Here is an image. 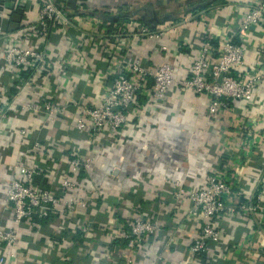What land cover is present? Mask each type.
I'll return each mask as SVG.
<instances>
[{"label": "built area", "instance_id": "built-area-1", "mask_svg": "<svg viewBox=\"0 0 264 264\" xmlns=\"http://www.w3.org/2000/svg\"><path fill=\"white\" fill-rule=\"evenodd\" d=\"M39 1L32 25L15 31L0 29V137L11 136L15 128L9 123L13 109L19 115H44L49 122L63 119L73 107L75 114L70 123L88 138L89 149L93 144L104 151L103 142L117 143L121 131L129 127L135 99L141 92L156 103L167 100L173 93L203 95L209 104L206 116H198L207 117L210 137L224 145L217 156V168L193 188H187L183 178L172 175L167 179L175 202H189L190 213L199 219L192 223L196 235L191 239L189 250L194 256L206 257L201 264H227L226 255L239 256L242 252L235 243L225 240L232 227L249 228L247 234L260 235L258 244L264 250V0L235 4L233 12L241 13L235 24H219L220 14L213 17L208 11H201L204 30L196 35L201 42H184L193 51L189 54L191 65L186 74L176 73L173 63L166 59L151 64L136 46L142 38L151 42L162 39L169 27L152 29L137 24L136 16L108 21L92 5L72 6L70 0ZM26 2L0 0L2 19L21 10ZM216 8L220 11L219 6ZM189 18L194 19L190 14ZM250 33H256L262 40L253 52L247 38ZM62 36L68 38L67 47L62 50L65 56L55 66L50 60L49 47L51 42L57 44L55 41L62 40ZM162 49L168 50L164 46ZM95 56L106 63L105 70L94 67L93 71L98 101L90 105L82 93L79 98L60 102L61 91H58L64 84L61 77L68 79L72 72L69 69L86 67L85 62ZM11 71L19 80L15 87L4 81L5 74ZM48 76L51 88L44 96L26 102L20 100L27 87ZM29 123L23 122L18 127V136L24 141L30 137ZM29 150L31 153L24 156L25 160L9 168L14 177L6 193L13 225L8 227V221L0 225V264L19 261V230L35 227L36 219L48 221L53 212H60L64 226L68 227L78 209L86 208L93 198H106L105 185L91 188L85 185L96 162L95 151L68 158L58 183L42 187L39 176L44 170L38 163L44 161V145L35 142ZM126 196L120 194L118 203ZM160 198L164 200L162 195ZM146 199L154 198L147 196ZM127 208L128 213H122V218L116 216L107 225L123 251L115 256L113 252L119 245L108 244L104 260L136 264L137 254L162 231L166 213L161 206L157 205L148 216L133 211L132 206ZM166 238V246L172 245V239ZM60 239L55 241L59 243ZM249 242L246 238L243 243ZM243 243L240 244L243 246Z\"/></svg>", "mask_w": 264, "mask_h": 264}, {"label": "crops", "instance_id": "crops-1", "mask_svg": "<svg viewBox=\"0 0 264 264\" xmlns=\"http://www.w3.org/2000/svg\"><path fill=\"white\" fill-rule=\"evenodd\" d=\"M26 1L21 10L7 14L4 19L0 14V29L15 31L32 25L30 23L35 21L41 1ZM250 1L70 0L69 3L87 8L92 5L101 12L98 15H106L103 18L108 21H117L118 11H122L126 17L136 16L137 24L152 29L169 27L167 35L162 39L151 42L142 38L136 46L141 54L149 58L151 64L156 65L166 59L173 63L176 73L186 74L191 65L189 54L193 51L184 42H201L196 38L204 30L200 12L206 10L213 17L220 14L217 20L219 24H235L241 13L236 15L233 12L234 5ZM189 14L194 19H187ZM62 37V40L55 41L57 44L51 42L49 47L50 60L55 66H59L60 59L65 56L62 50L67 47L68 38ZM247 38L251 52L262 42L256 33H250ZM163 46L168 50L162 49ZM249 59L255 62L251 56ZM85 63L86 67L69 69L72 72L68 79L61 77L64 84L58 91H61L60 102L79 98L82 93L86 94L85 102L90 105L98 101L94 91L93 71L94 67L105 70L106 63L99 60L98 56ZM49 79L50 76L27 87L20 100L26 102L44 96L51 88ZM4 81L14 87L19 84L14 71L7 72ZM208 104L206 97L193 92L185 95L173 93L161 103L152 102L141 92L135 99L136 106L130 115L129 127L121 131L117 143L103 142L101 148L104 151L93 147V144L89 149L88 138L70 123V118L75 114L73 107L63 119L49 122L44 115L25 116L19 115L16 109L11 110L9 123L15 128L11 136L0 137V225L6 221L8 227L13 225L6 193L9 181L14 177L9 168L25 160L24 156L31 153L29 148L35 142L44 145L45 149L44 161L38 163L44 170L39 176L42 187L58 183L68 165V158L95 151L96 162L85 185L89 188L105 185L103 192L106 196L101 200L93 198L86 208L78 209L77 215L71 220V226H64L61 213L53 212L51 220L37 219L39 223L36 222L35 227L19 230L21 239L17 251L20 259L16 264H118L113 260H104L103 253L108 244L114 246L118 241L114 240V234L107 225L116 216L122 218L123 214L128 213L127 207L132 206L133 211L148 216L157 205L166 213L162 231L158 237L150 239L146 249L137 254L136 264H181V261L183 264L204 263L206 257L194 256L189 250L191 239L196 235L192 223L199 219L190 213L189 202H175L173 188L168 185L167 179L172 175L177 179L183 178L184 185L193 188L199 186L203 178L217 168V156L224 145L210 137L211 128L207 117L198 116H206ZM230 119L231 115H228L227 120ZM23 122H30L28 141L18 136V127L21 128ZM137 183L140 184L135 188ZM120 194L127 196L118 203L117 197ZM161 195L164 200H161ZM147 196L154 199L148 201ZM125 200L131 201L127 204ZM247 229L232 227L227 233L225 240L235 243L237 250L242 251L239 256L226 255L227 264H264V250L258 244L262 237L247 234ZM59 233L63 235L58 236ZM167 236L173 241L170 246H166ZM58 237L62 238L59 243L55 241ZM246 238L250 240L249 244L243 243ZM122 251V245H119L113 254L120 256Z\"/></svg>", "mask_w": 264, "mask_h": 264}, {"label": "trees", "instance_id": "trees-1", "mask_svg": "<svg viewBox=\"0 0 264 264\" xmlns=\"http://www.w3.org/2000/svg\"><path fill=\"white\" fill-rule=\"evenodd\" d=\"M125 14H124V12H122V11H118V15H117V20H119V21H122V20H124L125 19ZM101 200V199H100ZM44 220V219H43ZM37 223H39V221L36 219L35 220ZM120 243V241H117L116 242V244L115 245H118Z\"/></svg>", "mask_w": 264, "mask_h": 264}]
</instances>
